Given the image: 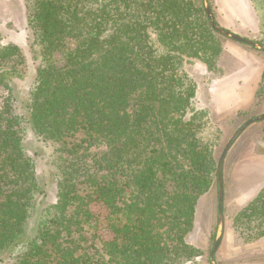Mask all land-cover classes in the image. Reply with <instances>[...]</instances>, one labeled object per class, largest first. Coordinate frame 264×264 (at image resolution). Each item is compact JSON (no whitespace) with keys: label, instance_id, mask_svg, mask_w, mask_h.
Instances as JSON below:
<instances>
[{"label":"trees","instance_id":"1","mask_svg":"<svg viewBox=\"0 0 264 264\" xmlns=\"http://www.w3.org/2000/svg\"><path fill=\"white\" fill-rule=\"evenodd\" d=\"M24 1L36 63L25 97L16 81L26 54L0 42V257L15 255L4 264L201 256L190 239L200 199L214 187L219 195L221 130L197 104L186 62L218 71L223 38L203 0ZM41 141L55 145L50 204L36 169ZM232 225L244 243L264 238V187Z\"/></svg>","mask_w":264,"mask_h":264},{"label":"rangeland","instance_id":"2","mask_svg":"<svg viewBox=\"0 0 264 264\" xmlns=\"http://www.w3.org/2000/svg\"><path fill=\"white\" fill-rule=\"evenodd\" d=\"M210 6L219 25L247 39L264 43V0H210ZM32 38L25 18V1L0 0V42L19 44L26 54L25 77L16 81L19 95L23 97L27 95L35 74L36 63L28 48ZM221 46L222 53L217 61L216 72L208 71L202 63L186 62L187 69L200 84L197 104L210 109L212 122L221 130L217 147L219 158L229 138L243 123L264 114V51L225 36L221 38ZM254 64L257 70L249 82L244 83L243 78L238 81L235 74L243 66ZM222 84L231 85L234 92H241L243 101L227 108L217 105L214 95ZM6 93V90L0 91V100ZM262 125L255 122L246 128L231 146L224 162L223 178L227 185L224 196L225 230L216 252L215 261L218 264H264V238L254 243H244L232 225L234 215L264 187ZM39 145L40 147L34 143V146L42 149L36 159V169L40 177L47 181L43 200L50 204L56 201L57 175H54L52 166L55 145L46 141H41ZM219 230L218 189L214 187L199 201L196 228L190 239L203 247V254L186 264H208L207 254L212 244V234L216 231V241ZM87 235L96 246L93 251L101 247L92 230ZM14 257V254L0 257V264L11 261Z\"/></svg>","mask_w":264,"mask_h":264},{"label":"water","instance_id":"3","mask_svg":"<svg viewBox=\"0 0 264 264\" xmlns=\"http://www.w3.org/2000/svg\"><path fill=\"white\" fill-rule=\"evenodd\" d=\"M203 4H204V8H205V12L207 14V17L209 18V22L211 27L213 28L214 31H216L217 33L230 38L232 40H235L239 43H243L249 46H252L256 49H260L264 51V43L261 42H257L254 40H250L247 39L239 34H236L224 27H222L221 25H219V23L217 22L209 0H203ZM264 120V114L259 115V116H255L252 117L250 119H248L245 123H243L233 134L232 136L229 138V140L227 141L221 155L218 161V182H219V195H218V221H219V227L220 230L218 231L217 237H216V241L214 243L213 246V250L211 252V262L212 264H218L215 261V254L222 242L223 239V235H224V230H225V214H224V162L226 159V156L228 154V151L230 150L231 146L233 145V143L236 141V139L245 131L246 128H248L251 124L258 122V121H262Z\"/></svg>","mask_w":264,"mask_h":264},{"label":"crops","instance_id":"4","mask_svg":"<svg viewBox=\"0 0 264 264\" xmlns=\"http://www.w3.org/2000/svg\"><path fill=\"white\" fill-rule=\"evenodd\" d=\"M255 61H258V60H255ZM255 64L257 65V62ZM255 64L251 66L250 65L243 66V68L237 74H235L237 76V80L239 81L241 78H243L244 83L249 82L251 77L254 76L256 73L257 66ZM237 84H239V82H237ZM230 87L231 85L222 84L221 87L218 88L219 90L216 89L214 100L217 105L221 106V108H227L231 106V104L240 103L243 101L242 94H240L241 92L239 93L238 89H237L238 92H234V90ZM237 93L238 95L240 94L239 97Z\"/></svg>","mask_w":264,"mask_h":264}]
</instances>
